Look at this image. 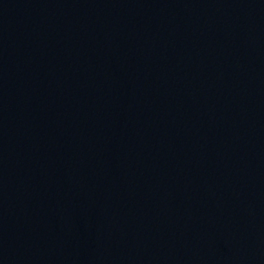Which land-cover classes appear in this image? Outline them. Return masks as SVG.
<instances>
[{
    "label": "water",
    "instance_id": "1",
    "mask_svg": "<svg viewBox=\"0 0 264 264\" xmlns=\"http://www.w3.org/2000/svg\"><path fill=\"white\" fill-rule=\"evenodd\" d=\"M7 264H264V0H89Z\"/></svg>",
    "mask_w": 264,
    "mask_h": 264
}]
</instances>
